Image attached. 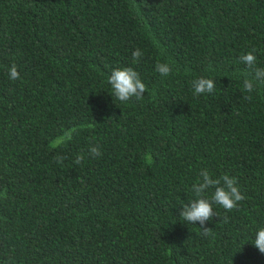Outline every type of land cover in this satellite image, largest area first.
<instances>
[{
  "label": "trees",
  "instance_id": "1",
  "mask_svg": "<svg viewBox=\"0 0 264 264\" xmlns=\"http://www.w3.org/2000/svg\"><path fill=\"white\" fill-rule=\"evenodd\" d=\"M252 50L264 68V0H0V264H264ZM128 66L147 91L115 101L107 78ZM201 76L213 93L194 95ZM201 169L245 196L214 206L209 236L179 216Z\"/></svg>",
  "mask_w": 264,
  "mask_h": 264
},
{
  "label": "clouds",
  "instance_id": "2",
  "mask_svg": "<svg viewBox=\"0 0 264 264\" xmlns=\"http://www.w3.org/2000/svg\"><path fill=\"white\" fill-rule=\"evenodd\" d=\"M142 55L143 53L139 48L135 49L132 52L133 63H138ZM239 59L250 70L245 73L241 91L252 93L256 84H264V68L255 67L257 59L255 50L241 55ZM156 71L161 76H168L171 73V67L166 63H157ZM249 75L251 79L248 78ZM8 78L13 81L20 79V73L15 64L10 67ZM107 83L111 86V94L115 101L127 102L133 97L142 100L147 91V86L140 78L139 73L131 66L114 69L107 78ZM214 90L215 81L212 78L201 76L192 81V91L196 96L211 94ZM245 99H251V96H247ZM89 152L93 157L102 155L97 146L91 147ZM63 159V157H58L61 163ZM82 160L83 156L78 155L74 163L80 164ZM198 177L197 182L192 185L195 198L191 199L190 204H183L179 216L183 222L189 225L198 224L203 229L202 235L209 236L211 235V228L205 226L206 222L214 217H220L214 211V206H220L226 212L232 211L237 207L238 202L245 199V196L239 190L236 177L224 174L221 177L213 178L207 169H201ZM209 191H211L210 197L208 195ZM222 219L227 221L228 218L224 216ZM252 242L261 253H264V227L256 232Z\"/></svg>",
  "mask_w": 264,
  "mask_h": 264
}]
</instances>
